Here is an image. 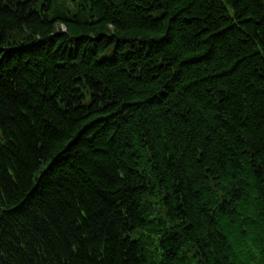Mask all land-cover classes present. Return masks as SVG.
I'll return each instance as SVG.
<instances>
[{
    "label": "trees",
    "instance_id": "trees-1",
    "mask_svg": "<svg viewBox=\"0 0 264 264\" xmlns=\"http://www.w3.org/2000/svg\"><path fill=\"white\" fill-rule=\"evenodd\" d=\"M0 50L15 264H264V0H0Z\"/></svg>",
    "mask_w": 264,
    "mask_h": 264
},
{
    "label": "bare ground",
    "instance_id": "bare-ground-1",
    "mask_svg": "<svg viewBox=\"0 0 264 264\" xmlns=\"http://www.w3.org/2000/svg\"><path fill=\"white\" fill-rule=\"evenodd\" d=\"M112 50L115 52L117 50V46H115ZM12 53H14V50L9 51V52L0 50V58H1V60L4 57H10L12 55ZM218 194H220V200L219 201L222 202L224 200V197H223V195H221V193H218ZM182 247H183L182 257H184L185 259H187L190 262H191L190 258L191 259L192 258L196 259L197 249L193 245L192 241H188L185 244H182Z\"/></svg>",
    "mask_w": 264,
    "mask_h": 264
}]
</instances>
